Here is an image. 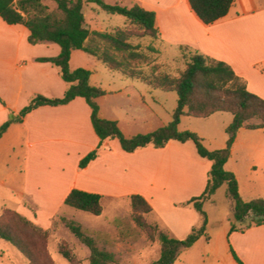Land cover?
Listing matches in <instances>:
<instances>
[{"label":"crops","instance_id":"obj_1","mask_svg":"<svg viewBox=\"0 0 264 264\" xmlns=\"http://www.w3.org/2000/svg\"><path fill=\"white\" fill-rule=\"evenodd\" d=\"M129 1L133 2L132 6L138 4L155 12L163 47L176 55L186 50L225 62L246 81L251 93L264 99V0H234L228 15L211 25L202 23L189 0ZM84 16L91 31H112L119 27L98 29L88 23L85 13ZM94 20L90 18V22ZM29 35L25 26L8 25L0 17V99L3 102L0 101V128L10 120L11 113L17 115L33 96L62 98L67 89L57 67L38 61L57 57L61 48L57 44L31 45ZM78 52H72L71 71L78 68V61H84ZM94 63L86 67L92 72L91 84L106 92L97 100L100 116L116 121L127 138L151 133L172 121H163L162 112L168 106V93L173 92H164L113 72L97 59ZM99 63L121 76L109 77L106 83L94 81ZM177 100L178 96L176 107L170 111L172 119ZM242 130L247 129L238 132L230 159ZM247 131L264 133L263 130ZM21 142L25 150L23 182L22 187H14L12 191L30 198L38 212H57L65 206L69 193L78 189L105 199L130 200L132 195H141L152 206L151 214L157 216L156 222L162 229L180 240L201 224L199 214L185 204L205 191L212 163L198 155L192 142L170 141L164 148L147 147L127 153L118 140H107L97 159L81 170L80 161L99 144L90 107L82 98L64 106L38 108L22 123L13 122L0 139V149L5 144L14 149ZM230 172L239 183L238 172ZM22 206L18 210L21 213ZM248 223L249 219L243 226ZM210 241L201 238L175 264H237L230 247L244 264H264V226L253 227L245 233L229 235L228 232L221 255L204 244Z\"/></svg>","mask_w":264,"mask_h":264},{"label":"trees","instance_id":"obj_2","mask_svg":"<svg viewBox=\"0 0 264 264\" xmlns=\"http://www.w3.org/2000/svg\"><path fill=\"white\" fill-rule=\"evenodd\" d=\"M50 1L56 4L54 10L42 0H0V17L8 25L25 26L30 33L29 44H57L61 48L57 57L42 58L38 61L57 67L67 85L62 98L50 99L38 94L33 96L29 104L17 115L11 113L10 120L0 128V139L13 122L22 123L28 114L38 108L64 106L82 98L90 107L91 122L99 144L80 161L81 170L97 159L107 140L117 139L122 150L127 153L147 147L164 148L170 141L192 142L198 155L210 161L212 167L205 191L185 204L192 207L201 217V224L194 227L185 239H177L147 220L153 208L143 196L130 197L133 220L137 227L149 241L158 243L161 248L159 259L150 264H175L181 254L201 238L210 241L207 233L209 219L204 204L223 185L227 186V196L233 203L229 235L264 226V199L245 201L240 194L236 176L225 169L241 129L264 131V99L251 93L246 81L239 77L231 66L198 53L189 55L186 68L178 77L158 72L154 66L150 73H145L144 68L150 64L148 55L141 52V46L132 41L144 38L159 40L160 32L156 27L155 12L148 11L138 4L129 8L120 4H108L105 0ZM189 3L202 23L211 25L228 15L234 0H189ZM87 4H95L101 11L110 15L125 17V26L112 31H91L86 26L84 16V7ZM76 50L94 57L113 72L141 80L164 92H175L178 100L172 121L151 133L127 138L116 121L101 118L97 100L105 96L106 92L91 84L92 72L83 68L70 70L71 55ZM147 50L151 53L157 52L154 47ZM217 113L233 115V121L226 129L228 139L224 149L209 150L204 145V139L197 133L179 129L185 116L207 119ZM103 199L101 195L74 189L67 196L65 205L100 216L104 210ZM5 218L9 221L4 222ZM248 219L249 223L243 226ZM61 220L89 249L88 264H122L114 253L101 249L95 238L85 232L79 223L66 218ZM49 235V230L43 229L19 212L7 209L0 216V239L18 249L31 264H56L48 250ZM230 251L237 264H244L232 247ZM59 253L69 264H82L65 243L59 245Z\"/></svg>","mask_w":264,"mask_h":264},{"label":"rangeland","instance_id":"obj_3","mask_svg":"<svg viewBox=\"0 0 264 264\" xmlns=\"http://www.w3.org/2000/svg\"><path fill=\"white\" fill-rule=\"evenodd\" d=\"M42 1L51 10L56 8V4L53 1ZM105 1L108 4H120L129 8L133 5V2L129 0ZM89 5L87 4V7H84V13L87 15L88 23L96 25L98 29L110 30L112 27H123L126 24L127 20L125 17L110 15L101 10L94 12L91 8L97 9V5ZM91 17L96 20L90 22ZM132 42L136 45L139 44L141 52L148 55L150 64L144 68L145 73H150L154 66L158 72L178 77L185 70L188 57L192 53L183 50L179 55H176L177 53L163 47L160 39H134ZM149 47H154L157 52H149L147 50ZM78 53L84 56V61H78L77 65L79 66L77 69H87V65L95 64V59H92L89 55L80 51ZM98 66L99 70L95 74L94 81L106 83V79L109 77L121 76L111 73L101 63ZM168 94V106L162 112V116L165 117L163 121L172 120L170 111L172 107H176L175 99L177 94L174 92ZM232 121L233 115L230 113H217L207 119L185 117L182 118L180 130L197 133L204 139V145L207 149L220 150L226 147L228 139L226 129ZM158 124L159 122L156 125ZM24 151V143L22 142L15 146L14 149L8 144H5L0 149V216L7 209L19 212L20 205H23L21 209L24 210H22V213L19 212L20 214L43 229L49 230L48 250L56 264H69L59 253V245L61 243L67 244L82 264H88L90 256L89 249L71 233L61 218L79 223L85 232L95 238L101 249L114 253L122 264H150L159 259L160 245L149 241L147 236L137 227L133 220L129 198H104L102 201L103 213L100 216H94L66 205L55 213L38 212L37 207L30 198L14 194L16 192L12 191L14 187H22L21 172L24 169ZM225 169L229 172L233 170L238 172L240 193L244 199L248 201L264 199V187H262L264 181V133L262 131L251 132L242 130L234 147L233 158L230 159ZM1 181H5L6 184ZM232 209L233 203L227 196L226 185L221 186L204 204V210L209 219L207 233L211 237V241L204 242V244L207 248L217 251L220 255L223 253L222 244L224 245V239L231 227ZM157 219L156 215L147 216V220L150 223L161 227L156 222L158 221ZM7 221L9 220L5 218L4 222ZM0 264L31 263L18 249L0 239Z\"/></svg>","mask_w":264,"mask_h":264}]
</instances>
